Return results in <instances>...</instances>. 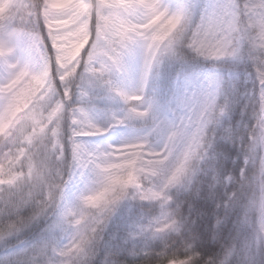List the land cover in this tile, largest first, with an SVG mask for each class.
I'll return each mask as SVG.
<instances>
[{
    "label": "clouds",
    "instance_id": "9594fccd",
    "mask_svg": "<svg viewBox=\"0 0 264 264\" xmlns=\"http://www.w3.org/2000/svg\"><path fill=\"white\" fill-rule=\"evenodd\" d=\"M124 2L118 0V3ZM186 3L187 11L179 19L159 13L148 16L142 11H137L130 19L121 13L124 23L144 31L143 36L130 33L132 39L125 42L126 47L121 46L118 37L109 36L110 43L106 45L109 55L119 54L123 71L113 70L108 76L129 94L139 95L143 87L144 106L152 102L147 118L137 121L138 127L133 123L129 128H123L112 142H89L85 138L91 133H82L73 140V132L81 131L73 122L75 101L61 108L63 95L52 93L46 84H38L35 88L29 85L17 100L14 127L9 125V129H5V120L0 119V160L13 158L16 163L13 171L23 181L18 186V193L31 201L23 209L24 226L19 236L0 240V245L22 239L24 232L41 223L44 238H47L50 227L58 224V242L69 245L75 253L71 264H82L83 257L90 258L88 264H103L107 245L113 237L125 239L132 225L146 222L159 213L160 202L143 200L140 191L159 190L182 161L183 175L166 189L168 208L175 210L179 205L181 214L197 221L200 218L197 213L201 212L197 204L206 198L208 177L205 169L213 163L211 159L199 158L206 149L209 158L215 156V165L219 158H230L233 163L237 157L242 160L237 172L229 170L228 173L233 178L229 191L236 193L235 206L227 216L223 210L212 215L211 226L219 241L216 252L222 256L225 247L235 245L238 255L233 256L230 264H264V232H257L254 226L256 215L264 216V150L249 151L264 136V111L254 95L240 92L235 84L226 86L228 108L220 117L219 125L209 123L201 135L203 97L185 89L183 82L189 75L190 61L202 58L189 46L191 40L206 32L205 39H216L210 31L216 25L207 17L206 0H186ZM10 6V0H0V16L6 15ZM171 11L174 9L170 8ZM153 32L158 33L160 39L153 41ZM243 36L240 31L228 37L232 47L237 49V55L232 59L238 63L247 62L252 67V61L248 59L250 38L245 40ZM85 43L81 40L76 48H83ZM100 59L110 63L107 56ZM52 79L55 81V77ZM19 87H24L23 83ZM122 105L117 115L126 110L127 106ZM234 114H238L239 119L233 124ZM96 123L107 127L109 121ZM221 126L232 127L234 135L240 139H222ZM6 131L8 137H5ZM212 137L215 138L211 140V147L207 148ZM197 139L201 146L196 149V156L185 160L186 151L191 154ZM77 142L89 153L100 144L112 155L99 167L96 163L85 165L83 156L78 160L73 154L72 144ZM230 148L235 149V155L230 156ZM241 168L244 170L242 177ZM129 173L135 182L130 181L125 186L123 181ZM9 191L12 190L5 185L4 194ZM69 210L73 214L68 216L69 222L64 223L62 214ZM216 212L215 208L213 213ZM246 213L253 218L252 226L243 223ZM74 219H79L80 223H71ZM82 236L87 237V243L82 241ZM208 242L216 243L211 235ZM25 264H31L30 257ZM159 264H166V260Z\"/></svg>",
    "mask_w": 264,
    "mask_h": 264
},
{
    "label": "snow or ice",
    "instance_id": "6c2138e0",
    "mask_svg": "<svg viewBox=\"0 0 264 264\" xmlns=\"http://www.w3.org/2000/svg\"><path fill=\"white\" fill-rule=\"evenodd\" d=\"M10 4L8 13L0 16V119L5 120V129H9V125L15 126L17 100L29 85L35 88L38 84H46L52 93L63 95L61 108L75 101L73 122L79 125L81 131L73 132V140L82 133H91L86 138H93L116 128L127 129L130 124L147 118L152 102L144 106L143 87L139 95L129 94L108 76L113 70L121 72L123 69L119 54L109 55L106 45L110 43V35L118 37L122 47H126L125 42L131 41L130 33L144 35L143 30L124 23L121 13L130 19L137 11L148 16L159 13L179 19L187 11L186 0H125L124 3H118V0H10ZM170 8L174 11L170 12ZM205 11L208 19L215 22V28L210 31L217 38L209 41L205 39L207 32L203 36L197 34L189 46L204 59L218 61L226 57L234 58L237 49L232 47L228 37L243 31V38H250L248 59L252 61L254 73V87L248 95H254L264 111V54H261L264 49V0H209ZM152 39H160L158 33L153 32ZM81 40L86 43L83 48L77 49L76 45ZM168 51H172L171 45ZM85 52H88L87 56ZM102 56H107L110 63L102 62ZM21 83L24 87H19ZM183 86L203 97L201 135L209 123L219 125L220 117L228 108V90L219 75L214 70L187 75ZM98 98L119 101L127 108L122 115L110 113L107 127H100L90 114V106ZM220 134L222 139H240L234 135L232 127L221 126ZM5 137H8L7 131ZM214 138L209 139L207 148L211 147ZM200 146L201 141L197 139L191 154L186 151L185 160L196 156V149ZM258 149L264 150V136L249 151L255 153ZM60 151H63L62 146ZM72 151L78 160L83 156L85 165L96 163L98 167L112 155L100 144L89 153L77 142L72 144ZM199 158L213 161L205 169L208 177L206 198L215 201L217 209L211 214L218 215L219 210H223L227 216L235 206L236 193L225 191L221 200L216 189L217 185L225 187L231 184L233 178L221 177L214 163L215 156L209 158L206 149ZM15 166L11 156L0 160V240L19 236L24 226L23 209L31 203L30 198L26 200L18 193V186L23 181L13 171ZM240 172L242 177L244 170L241 168ZM183 173L182 161L159 190L149 188L140 191L143 200L160 202L159 213L146 222L132 225L125 239L113 237L107 245L103 264H159L161 260H166V264H230L233 256L238 255L236 246L232 245L225 247L221 256L216 252L219 241L212 226H197V221L189 220L180 213L179 205L175 210L168 208L166 189L177 183ZM130 181L135 182L131 173L123 184L126 186ZM5 185L12 190L7 195L3 192ZM72 214L71 210L62 214L64 223L69 222L67 218ZM197 215L203 218L207 213L198 212ZM71 223L77 225L80 220L74 219ZM243 223L252 226V216L246 213ZM254 226L257 232H264V216L257 214ZM59 228L58 224L52 225L47 238L20 249L19 254L30 257L31 264H71L75 253L69 245L58 242L56 233ZM210 235L216 243L208 242ZM81 239L87 243L86 236ZM89 260V257H83L82 264H88Z\"/></svg>",
    "mask_w": 264,
    "mask_h": 264
},
{
    "label": "trees",
    "instance_id": "16d2710c",
    "mask_svg": "<svg viewBox=\"0 0 264 264\" xmlns=\"http://www.w3.org/2000/svg\"><path fill=\"white\" fill-rule=\"evenodd\" d=\"M172 2H179V0H172ZM207 2V0H206ZM206 70H214L219 77L225 82L226 86L235 84L240 92H250L254 87V73L252 67L247 62L238 63L232 58H223L218 61H212L204 58H196L191 60L187 66L189 75L192 74H203ZM167 79V77H166ZM122 103L119 101H108L104 98L95 99L94 103L90 106L92 108V118L103 124L108 120L110 113L118 112L122 108ZM239 119L238 114H234L232 117L233 124ZM135 125L139 122H134ZM230 156L235 155V149H229ZM242 160L237 157L235 163L228 158H219L216 164L219 174L221 177L228 176L229 170L233 173L239 170V165ZM230 190V184L225 187L217 185V193L219 198L223 199L225 191ZM197 207L201 212H206L207 215L203 218H198L197 225L203 227L205 225L211 226L212 223V212L216 208V202L211 199H203L198 202ZM230 223V221H229ZM44 225L41 223L39 226H34L31 230L26 231L22 234V239L12 240L7 246L0 245V264H25L28 260L27 256L20 255L19 250L31 245L38 244L44 239ZM16 246V247H15ZM14 247V248H13ZM12 248V249H11Z\"/></svg>",
    "mask_w": 264,
    "mask_h": 264
},
{
    "label": "rangeland",
    "instance_id": "374dc122",
    "mask_svg": "<svg viewBox=\"0 0 264 264\" xmlns=\"http://www.w3.org/2000/svg\"><path fill=\"white\" fill-rule=\"evenodd\" d=\"M208 2H209V0H208ZM209 71H211V70H209ZM209 71H207V72H209ZM122 130H123V128H116V129L110 131L109 133L105 134L103 137H93V138H85V139L89 140V142H92V143L112 142Z\"/></svg>",
    "mask_w": 264,
    "mask_h": 264
}]
</instances>
